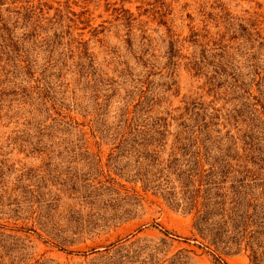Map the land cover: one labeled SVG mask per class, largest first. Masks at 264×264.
Here are the masks:
<instances>
[{"label": "rangeland", "instance_id": "374dc122", "mask_svg": "<svg viewBox=\"0 0 264 264\" xmlns=\"http://www.w3.org/2000/svg\"><path fill=\"white\" fill-rule=\"evenodd\" d=\"M259 241L264 0H0V264H255Z\"/></svg>", "mask_w": 264, "mask_h": 264}, {"label": "trees", "instance_id": "16d2710c", "mask_svg": "<svg viewBox=\"0 0 264 264\" xmlns=\"http://www.w3.org/2000/svg\"><path fill=\"white\" fill-rule=\"evenodd\" d=\"M203 221H204L203 219H200L199 222L197 223L196 227H197L198 231L200 233H203L202 230H208L210 232V236L212 237L213 242L218 241L219 240L218 233H215L214 235H212V232L209 228H204L201 226ZM206 222H207V220H206ZM242 232L245 233L244 230ZM237 233H239V232H237ZM243 235L244 234H242V236H241L242 238H244V236H245V235L244 236ZM261 244H264V243L262 241H259V245H258L259 248H261V246H262ZM251 249H252V254H251L252 261L255 264H264V251L260 252L258 249H254L253 245H251ZM263 250H264V248H263Z\"/></svg>", "mask_w": 264, "mask_h": 264}]
</instances>
